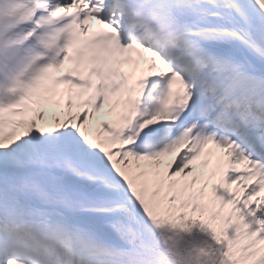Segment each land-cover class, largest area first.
Returning <instances> with one entry per match:
<instances>
[{"label": "snow or ice", "instance_id": "obj_1", "mask_svg": "<svg viewBox=\"0 0 264 264\" xmlns=\"http://www.w3.org/2000/svg\"><path fill=\"white\" fill-rule=\"evenodd\" d=\"M0 264H264V0H0Z\"/></svg>", "mask_w": 264, "mask_h": 264}]
</instances>
